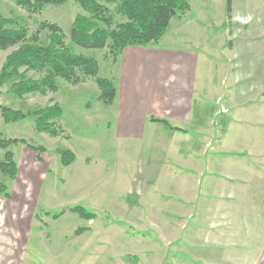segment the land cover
<instances>
[{
	"label": "rangeland",
	"instance_id": "obj_1",
	"mask_svg": "<svg viewBox=\"0 0 264 264\" xmlns=\"http://www.w3.org/2000/svg\"><path fill=\"white\" fill-rule=\"evenodd\" d=\"M219 5L213 0L206 9L211 18L201 30L208 39L205 53L209 64L201 68L198 84L200 80L204 85L207 82V78L200 79L202 75L211 76L210 89L206 86L205 95L194 90L191 122L182 127L191 138L194 129L224 131L220 140L222 148L227 154L243 158L239 163L251 174L234 185L236 193L230 194L233 189L225 184L220 187L213 180L207 187L212 188L208 192L215 197L207 195L201 173L197 180L185 177L186 173L207 167V155L220 149L215 143L216 135L207 140L204 148H188L193 150L188 157H194L196 163L183 160L182 155L175 160H161L162 155L144 137L136 141L119 136L112 119L113 105H105L98 99L93 79L72 85L58 78L57 91L28 93L22 97L11 92V80L0 87V105L27 113L56 102L61 108L59 124L67 136L37 131L31 114L11 123L3 122L0 114V137L23 139L31 146L42 148L33 149L20 142L8 147L20 167L17 180L0 171V181L11 194L10 210L6 208L0 218V264H264V180L253 182L251 194L246 186L255 176L264 179L263 165L255 163L256 171L251 173L254 170L246 158L252 152L264 155V146H260L264 145V96L256 92L254 101L260 107L256 115L250 111L255 109V103L242 107L241 102L240 114L232 115L233 93L240 90L250 95L247 89L251 84L257 88L259 81L242 78L236 85L231 69L237 61L226 51L238 28L264 29V0H234V12L243 17L239 19L241 23L228 19L225 1ZM0 13L30 30L43 20L57 23L72 51L97 59L99 76H108L112 69L110 63L114 61L106 48L87 49L71 42L72 20L76 14L84 13L72 0L61 5H45L36 14H28L15 0H0ZM115 17L116 21L122 20L119 15ZM263 38L259 42L264 46ZM9 51L0 50V68ZM196 51L199 56L203 54L200 49ZM250 55L237 59L241 76L248 70L241 61H247ZM258 55H252V59ZM220 61L224 62V70L214 66ZM30 74L36 76L34 72ZM199 105H203L201 109ZM224 105L227 112H221L226 111L221 108ZM144 129L148 133V126ZM186 137L181 149L189 143L190 138ZM56 148L71 150L75 161L63 166ZM4 153L5 149L0 147V159ZM149 153L155 157L149 158ZM29 163L36 172L47 171L42 180L37 175L31 176L33 183L36 182L34 187L26 178L31 168ZM188 182L194 187L184 188ZM0 198L5 199L3 193ZM72 206H81L94 216L83 219L67 209ZM62 210V215L52 217Z\"/></svg>",
	"mask_w": 264,
	"mask_h": 264
},
{
	"label": "crops",
	"instance_id": "obj_2",
	"mask_svg": "<svg viewBox=\"0 0 264 264\" xmlns=\"http://www.w3.org/2000/svg\"><path fill=\"white\" fill-rule=\"evenodd\" d=\"M188 1L190 9L184 15L172 18L158 41L147 45H127L117 55L115 61L110 63L112 69H110L108 76L105 77L112 79L116 89L115 99L112 103L115 118L112 117V119L114 120L121 138L139 141L144 137L149 141V143H146L152 146V148L155 146L156 151L159 152V156L162 155L163 159L159 157L161 160L165 158H167L168 161L169 158L175 160L176 158H180L179 155H182L181 158L183 160H195L196 163L197 161L194 157H191V159L188 157L191 155L190 151H193L188 148L196 149L202 146L204 148L207 144V140L216 135L215 143L220 149L215 150L211 155H207L206 159L209 162L207 167H203L204 169L200 167L201 171L191 170L192 172L184 174L186 178L195 177L197 180L201 173L203 186L207 190L205 194L207 195H215L208 192L212 188L207 187L208 184L213 183V180H217L220 187L227 185V188L233 189L230 194L234 195V185H237L238 181L246 174H251L244 170L246 167H244L243 164L239 163L242 162L240 159L243 158L227 154L222 148V142H220V140H222L224 131L222 129L215 130L208 128L210 131L215 132L209 133L207 129H200L201 131L199 129H194L195 135L194 137L192 135L191 138L189 137L188 130L182 127L186 122H191L190 108L194 90H197L200 95H205V89L207 87L210 89V79L212 80L211 76L207 75V77L206 75H202L203 77L201 76L200 79L207 78V82L204 85L200 80L198 84V79L202 71L201 68L209 64L207 53H205L208 51V47L205 44L208 39L201 34V30L205 27V24H207L208 19L211 18V15L205 11L212 4L213 0ZM224 1L225 0H217L220 5ZM239 19H243V17L241 14L234 12V0H232L230 20L233 21V23H241ZM240 35L243 37H239ZM262 36H264V29L262 28H238L235 35L233 34L232 39L227 43V54L237 61L231 69L234 74V83L238 85V82L242 78H244L243 81H252L255 80V78L259 81V86L257 88L255 85L251 84L249 89H247L251 91V93L249 92L251 97L246 94L247 92L240 90L233 93L231 98L232 103L230 104L233 110L232 115L238 116L240 114L239 109L241 107L238 106H241V104L239 102L242 103V107L255 103V109L250 110L254 112V115H256L257 113L255 112L260 109V107L256 106L258 105L256 102L257 100H254L256 99V92L259 93V96H264V46L259 42ZM262 40H264V38ZM221 46H223V48L226 46L223 40L221 41ZM198 49L203 52L200 56L196 51ZM247 53L251 54V58L247 61L242 60L241 65L246 66L248 70L245 75L241 76L240 74H243V72L239 73L238 71L240 67L238 63L240 62H238L237 59ZM256 54H259L258 57L252 59V55ZM214 66H219L224 70L223 61L216 63ZM229 96H231V94H229ZM216 100L218 101L219 98ZM199 106V109H201L203 105ZM221 108L226 109V111L221 110V112L228 111L225 105L221 106ZM199 114V117H201L202 113ZM151 118L166 120L170 126L176 127L178 130L170 129L163 122L152 120ZM258 119L261 121L260 117H258ZM260 121L257 122L261 125L262 121ZM247 122L250 123V121ZM109 123L111 124L112 122L109 120ZM146 126H148V133H145L146 129L143 130ZM177 133L184 136L177 138ZM186 135L190 138V140H188L189 143L184 146V149H181ZM251 137L255 139V136ZM260 146L264 145L260 144ZM161 149H163L162 152H160ZM55 150L57 151L58 148ZM250 155L252 156L246 158H248V164H251L254 170L251 173L256 171L257 167L256 165L254 166L255 163L258 164L259 162L264 168V155L260 153L257 155L253 152ZM154 157V154L149 153V158ZM31 161L33 162V160ZM74 161L75 157L72 163ZM16 163L19 168L20 164L18 160ZM192 164L193 163L189 164L188 167H191ZM30 167V171L28 172L29 175L27 174L26 178L30 185L34 187L36 182L33 183L31 176L37 175L39 177L38 179L42 180L46 176L47 171L36 172L31 164ZM17 177L18 174L12 179L17 180ZM256 179L259 181L264 180L261 175L253 177L252 180H250V184L246 185L249 186L248 190H250V194L254 187L253 182ZM208 180L209 182H206ZM188 185L194 187L192 182H188L184 188ZM5 187L6 193L2 192L5 199L0 198V218L3 212H6V208L10 210L8 201L11 194L7 191V186ZM140 191L142 195H144V190L142 188H140ZM214 199L215 198L212 200ZM11 208L13 209L11 212H14V208ZM212 209L214 210V208ZM12 250L14 251V246H12Z\"/></svg>",
	"mask_w": 264,
	"mask_h": 264
},
{
	"label": "trees",
	"instance_id": "obj_3",
	"mask_svg": "<svg viewBox=\"0 0 264 264\" xmlns=\"http://www.w3.org/2000/svg\"><path fill=\"white\" fill-rule=\"evenodd\" d=\"M68 0H15L28 14L40 13L45 5H61ZM84 13L72 20L69 37L72 43L87 49L106 48L111 59L127 45H147L159 40L170 20L184 15L189 9L188 0H72ZM226 15L231 19L232 0H225ZM115 15L122 17L116 21ZM44 38L42 39V36ZM0 68V87L12 80L11 92L18 97L28 93L47 94L58 89L57 79L72 85L93 79L98 88V99L105 105L113 103L116 89L112 79L98 75L99 64L95 57L72 51L66 43V35L55 22L40 21L30 30L27 25H16L14 18L0 13V50H8ZM34 72L36 76H31ZM0 114L5 123L16 122L31 114L34 128L51 136H67L60 127L61 108L56 102L32 112L24 113L6 105H0ZM163 122L166 120L151 118ZM24 143L33 149H42L27 144L18 138L0 137V147L5 149L0 159V171L15 178L18 167L10 145ZM60 163L69 165L74 153L69 149L57 150ZM0 181V192L6 193ZM83 219L94 215L81 206L67 208ZM64 210L52 215L57 218Z\"/></svg>",
	"mask_w": 264,
	"mask_h": 264
}]
</instances>
